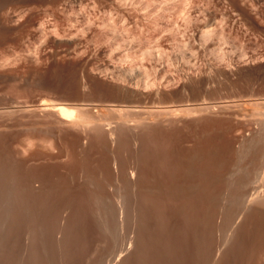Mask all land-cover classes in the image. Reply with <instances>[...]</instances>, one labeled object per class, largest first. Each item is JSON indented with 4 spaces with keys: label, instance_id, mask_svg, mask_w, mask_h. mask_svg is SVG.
Segmentation results:
<instances>
[{
    "label": "rangeland",
    "instance_id": "obj_1",
    "mask_svg": "<svg viewBox=\"0 0 264 264\" xmlns=\"http://www.w3.org/2000/svg\"><path fill=\"white\" fill-rule=\"evenodd\" d=\"M192 1L194 2L190 1L186 5L188 10L186 9V11L180 12L177 11L175 7H180L181 5H184V3L181 0H0V177H1L0 189H3V186H4L3 190L7 188L6 191L3 190L0 191V210H1L0 213L2 212L0 214V218H2L1 217L2 214H4L7 209L11 208L9 210L10 214L8 213L7 210V212L5 213L6 215L5 214L3 215L4 216L3 219H0V222L3 221V223H0L2 225V228L0 225V237H1L0 240L2 241L0 243L2 247L0 248H3L0 249V256L2 254H5L6 249L8 248V247L6 248V246L10 247L7 249L8 253L6 252L4 258L3 256L0 257V262L2 264L3 262L4 264H13L14 261H15L14 264H20L24 261L30 264L31 260L37 263L38 261L36 260H38L40 257H41V261H39L38 264L39 263L46 264L48 261H49L48 264L49 263L63 264L66 263V260L67 263H70V260H72L73 258L74 259L72 260V262L74 261V264H76L75 261L77 262L79 261L78 264L79 263L81 264L83 262L84 264L85 263L88 264L87 262L91 264V261L94 260H95L94 262L98 261L97 264H100L101 262H102L101 264H107V262L104 263L103 260L105 261L113 260L116 256L114 251H116V249L120 247L121 249H124L126 247L127 251L125 249L123 251L125 254L123 252L122 254H124V257L126 256L127 260L131 259L128 260V262L130 263L132 261L135 262L136 259L132 260L131 257L134 256L133 257L134 259L135 256L136 257L138 256L136 253L139 254V250H138L139 247H141L142 249L143 239L138 236L139 239L141 238L140 240L142 241L139 242L137 241L139 240L137 239V237H136L137 240L133 238L134 234H135L134 237L137 236V233L141 234V231L139 232L137 231L139 230L138 227L140 226L141 221L137 223L138 220L137 221L135 220L136 218L135 215L136 214L138 215L139 211L138 213H136L137 212L136 210L133 213L132 211L134 210L131 208L138 209L139 205L142 204L144 205L143 207H146L147 203L143 202L141 204L140 203L138 204V201H136V199L139 200L140 202L142 197L138 199V196L133 192L134 190L131 193L132 194L131 197V194L128 192L129 190L128 185L126 184L122 185L123 186L122 189L117 187L118 186L117 182L116 185L114 184V186L116 187L115 190L111 189L112 188L111 186H113L111 184L109 185L110 187L106 186V188H104L106 182L105 180H103L105 179L102 177L104 171L100 165L102 164L101 158L104 159V157L106 156V160H107V158L111 157L110 158L111 161L110 159H108V162H111L109 166H111L113 170L115 169L116 172H118V170L121 171L120 169H122L123 166L125 167V162L122 161H124V159L126 158L125 159L126 163L131 162V163H127L131 165L128 167L126 166L127 168L131 167V169L134 170L136 168V172H138L140 168L139 170L137 168L142 166L143 168L141 169H144L143 171H145L146 170L145 168H147L146 165L148 164L145 163V168H144L143 159L142 161H140V159L145 156L144 152H146V155L148 154V152L150 153V151L153 150L151 146L154 147L155 145V143L154 145L152 143L154 142L153 141L154 139L152 138V134H150L152 128L159 129L160 127L159 132L161 131V128H163V126H165L162 130L163 132L165 131L164 129H169L168 132H170V129H172L173 127H175L173 130L175 129L179 130L180 128L182 129V131L187 130L188 132H190V130L191 131L193 130L192 132H194V130L196 131V128L198 131V129L200 130V127L201 128L204 127L202 133L205 134L206 137L207 136L215 137L214 149L216 151L215 155L220 159L219 162H222L223 158L228 155V162L227 164H225V167L222 166L223 165L222 163H218V165L216 166L218 172H220L221 168H223L222 169L223 171L219 174L222 175V177L224 178V190L222 191L221 198L223 197L225 199L222 198L223 200L221 199V201H223L225 205L228 204L225 206L223 202H221L225 206V207L223 206L224 208H227V206H229L230 203L229 200H232L231 197H233L232 196L233 189L236 186H238V184L241 182L252 181L255 178V173L264 168V12L262 13L261 16L258 15L257 13H254V10L253 11L251 10L250 13L248 14L249 16L247 15L248 21L246 22H241L238 20L228 22L227 19L223 17V20L221 21L224 26L225 34L224 35L214 34V39L204 41L199 36V31H198L200 25L203 24L201 23L203 22L202 17H199L201 15L200 12L201 9L204 10V8L206 7L205 10H207L210 8L209 10L210 13L212 14L216 13L215 16L220 17L223 9L228 8V4L224 0H210V1L192 0ZM198 1H200L201 3ZM207 3L209 6L208 8H207ZM200 4L202 5V7ZM215 5L217 9H215L214 7ZM213 9L215 10V12ZM191 14L196 16L192 18L191 16L193 15ZM197 16L201 19H199ZM44 102L45 104L47 102V104H49L51 107L52 105H54V103H69L77 106V112L74 116L67 119L59 115L52 108L48 107L47 104L42 106V103ZM72 120L76 121L77 124L71 123ZM153 120L156 121L154 122ZM174 121L178 123L176 124V122ZM185 122L186 124L188 122V125H186ZM144 125L145 126L148 125V126L145 127ZM187 131L185 133H188ZM145 132L146 133L148 132L151 136H149L148 133L147 135ZM198 132L200 133V131ZM130 133L132 135H130ZM138 133L140 137H138L139 136ZM140 133L143 135H141ZM144 136L151 137L152 139L146 138ZM72 137H74L75 139L73 138L74 139L73 140ZM131 137H133L134 139L133 138L132 140L129 139ZM70 139L72 142L70 141ZM149 140L152 141L151 142L152 145L151 143H149L150 142ZM74 141L77 146L73 144ZM130 141H132V143ZM141 141H143L144 143L142 144ZM81 142H83V144ZM224 143H229V147L231 148V152H229L226 155L222 153V148ZM70 145L71 146L73 145V147H71ZM101 146L103 147L105 146V147L103 148ZM127 146H130L128 147L129 149L126 148ZM155 146H157V144ZM163 146H165L164 148H166L165 143ZM70 147L71 149H69ZM144 147L145 148L147 147L146 151ZM157 147L159 148V146ZM157 147H155L154 150L158 149ZM79 148L81 149L79 150ZM133 148L135 150H133ZM75 149L76 151H74ZM130 149L133 152L130 151ZM141 149L144 152L142 151L139 152V150ZM65 150L67 152H70L71 150L73 151L67 154ZM59 151L60 154H58ZM105 151H107L106 154L104 153ZM121 151L123 154L121 153ZM135 151L136 153H134ZM79 152L81 153V155H78L80 154ZM115 152H117L118 154H116ZM129 152H131V154L133 153L132 157ZM83 153L85 156L83 155ZM137 153L138 154L140 153V155H137ZM35 154H37V156H35ZM46 154L47 156L48 154L50 156L47 157ZM69 154L73 156V159L76 154L75 156L76 161L75 159L74 161L73 159L71 161L70 157L68 156ZM86 154L90 155L91 158L93 157L91 165L95 163L101 167V168L98 167L99 168L98 171L97 169H92L91 165H90L91 167L89 165L84 166V164L87 165L91 161L90 156L88 157V155ZM125 154L127 156H125ZM150 154L152 156V151ZM154 154L155 157L157 158L160 157L156 155V150L153 153V155ZM52 155L54 158L52 157ZM32 156H33V161H32ZM135 156L136 158L140 157L138 158L139 161L138 159L135 158ZM28 157L31 158V160ZM43 157L46 158L44 159ZM118 157L120 158L122 157L121 161L120 158L118 159ZM78 158L80 162L82 161V163L77 161ZM161 158L162 157H160V159ZM20 159H22V161H20ZM67 159L71 161L72 165L70 162L67 161ZM99 159L101 162L100 165L98 163ZM156 160L158 161V159ZM46 162H48L49 164H47ZM67 162L69 165H67ZM75 162L77 163L74 164ZM119 162H122L121 163L122 167L120 169H117L118 164L119 167L121 166ZM139 162H142L143 165H139ZM34 163L35 164L40 163V164L39 165L36 164L35 166ZM59 163L64 164V166L66 167L64 168L63 165L59 166L60 165ZM54 164H56L57 166H55ZM134 165L136 166L135 168ZM42 166H44L45 168L48 167L49 169L47 168L45 171V168L43 167L42 169ZM83 166L85 168H83ZM37 167H40L38 168L40 170H38ZM59 167L60 169H56ZM67 167L70 169L76 167L78 171L76 168L74 171L68 169ZM81 168H83V170L87 169L88 170L87 173H92L90 175L93 176L90 177V175H87L85 173V171L87 170L82 171ZM20 169H22L23 171H21ZM100 169H102L103 172L102 175L98 177V175L101 174ZM42 170L44 171L42 172ZM67 170L70 172H67ZM83 172L86 174V177L88 176L89 178L87 177L86 179ZM30 173L33 174L36 173L35 174L36 177L32 174L30 175ZM57 173H59L60 176L62 173H64L63 174L64 177L65 175H67V177L71 178L69 179L66 177V179H68L70 182L69 184L66 181V179L63 180L67 182V185H65L66 187L72 184L71 181L73 182L75 178H76L74 180L75 186H76V182L78 184H81V182L84 183L90 180V182H88L90 184L91 181L93 180L91 183L92 185H87L88 183L83 184L86 185L87 188L85 187L83 188L82 186L83 189L87 190L84 191L87 192L88 194L90 192L89 189L91 190L90 193L93 192V194H91V199L89 196L90 194L88 195L87 193L84 194L85 196L87 195L89 196V197L87 196L88 201L87 199L83 198L84 194L81 195L82 197H80L78 193L77 195L75 194V192L73 194V196L75 195V197L78 196L77 199H74L76 201L73 202V205H77L76 203L77 201L78 203L80 201L83 202V200H80V198L84 199L85 202V204L83 203L84 206L87 204L86 201L91 202L89 200H92L93 198L94 199L92 200V202L94 200L95 201L93 203L92 202L88 203V205L98 202L97 205L96 204L93 205V208H91V206L89 205L88 207L89 210H84V211H90V209L93 210V212L92 211L89 212V215L91 216L93 213L97 222L98 219L103 218L102 221L101 220L99 221L100 223L102 222V225L98 222L101 227L96 224L93 215H92L93 218H91V220L90 218H88L89 219L88 221L90 222L95 221V223L93 222V224L97 225L98 227L95 229L91 227L93 230L92 229L90 230L89 228L91 234L89 233L87 234V232L86 233L82 232L80 237L79 234L80 232L78 233L77 231L76 233L73 232L74 233L73 235L72 232H69L70 230L74 231V228H76V227L73 228V225L76 224L78 225L80 223L84 225V223L82 222L87 221V219H82V218H84L85 216H86L85 218H87V216L89 215L88 213L83 212L84 209L83 205H82L83 207L82 212L84 214L86 213L87 215L85 214L84 216V214L82 213V215L84 216L82 217L80 214H78L81 211L80 203L77 205L78 206L77 214L80 215V217H82L81 219L83 221H81L79 216H76L77 214L76 215L74 214L76 217H73V213H74L73 211L76 208L75 209L72 208L71 210L73 211H70L69 207H67V210L61 207V205L64 203L62 202V200L60 201L59 199L61 198L60 196H62L60 193L64 191L62 188L64 185L63 186H61L62 184L56 185L57 183L58 184L62 183L61 180H59L60 176L58 175L57 177ZM81 173H83V176ZM2 175H4V177ZM47 175L49 176L48 178ZM53 176L57 177L56 180L55 178H53ZM103 176L106 177L105 175ZM28 177H30V179H32L33 182L30 181ZM100 177L103 178L101 179L105 182L104 184H100L102 182V180L98 179ZM23 178L26 179L24 180ZM49 178L51 182L54 184V186L55 187L57 186L55 188L52 185L53 188L57 190V191H54L55 189L53 190V192L58 193L57 198L53 197L51 199L50 195H48L50 193H53L51 189L50 190H48L49 188L47 189V186L50 184ZM9 179H11L12 181ZM52 179L55 180V183L53 182L54 180L52 181ZM20 180H22V182ZM35 180L37 183L35 182ZM98 180H100V183L97 182ZM7 181H11L10 182L11 184ZM42 181H47V182H42ZM79 181L81 182L79 183ZM95 181L96 183H94ZM5 182L10 185H7ZM27 183L29 185H27ZM74 183L71 186H73ZM39 184L42 186L39 187ZM43 184L46 189L43 187ZM124 185H126L127 191L124 189L125 187ZM25 186L26 189L28 188L29 192L24 190ZM58 186H60L62 190L58 191L59 188ZM94 186H97L98 188L102 187L104 190L105 189L108 190H106L105 192L103 191V189H101L102 190L101 192L100 188L98 189L96 187V189H98L96 190ZM13 187H16V190L15 188L13 189ZM42 187L44 188L43 193L41 189ZM66 187L64 189H66ZM34 188L39 192H35ZM109 188L110 190H112L111 192L109 191ZM117 188L120 189L118 190V192H121V190L123 192L124 190L125 192H127L125 194L117 193L120 196L121 194L125 195L126 200L128 199L127 200L128 202L126 200L125 203L123 202L124 204H122V208L123 205L125 206L127 204L128 206V204L130 203L129 200L131 198L133 200L132 201L130 200L131 204L129 205H131L132 207L128 206L126 208L127 210L128 208L131 209V211H129L130 209L128 210L129 213L125 212L126 211V209H124L125 207L123 208L125 211H122L121 213L117 208H116L117 210L114 209L115 212L117 211V213H119V216H117V213L115 214L114 212L115 217L117 218L112 222L114 217L108 218L107 215L105 216L102 215L104 214L103 211L105 212V214H107L109 202L112 203L110 204V207L111 205H113L114 208L118 207L117 206L118 204H116L118 202L117 201L115 202V200L117 199L114 200V198H112L115 196L107 197V194L110 193H112L111 195H114L113 191H115V195H117L116 194ZM11 190L13 192H11ZM14 191L17 192V194ZM67 191L68 189H66L65 192ZM7 192L8 194H6ZM65 192L62 193L64 194V196L62 197H64V200L65 199L67 200L68 198L66 197L68 196L65 195L67 194ZM94 192L97 193V195L99 194L98 197L101 194H102L101 196H103V194H106V196L104 195L105 198L99 197L100 198L99 199L97 196L93 197ZM32 193H34V195ZM27 194L29 197L27 196ZM7 195H9V197ZM23 195L26 197V199L30 198V201L26 200ZM36 195L38 196L36 197ZM47 195L49 196V199H51V201L54 199L56 200L58 199L57 204H55L56 200H54V205L56 207L57 206L60 207V209L58 207L56 208L54 205H51L52 202L50 200L49 202L48 201L47 202L51 205L52 208L50 209L48 208L49 204L47 202L44 205L45 202L43 201H46V199H48V198L45 199L44 196ZM55 195L56 194H54L53 196ZM68 195L70 194L68 193ZM16 197L17 199L19 198V200H22V198L24 197L23 199L26 202L22 200L24 201L23 203L22 201L17 200ZM106 197L108 198L109 201L107 200ZM36 198H40L41 201L40 199H36ZM115 198L121 200V203L124 199L123 197L122 199H120V197L118 196ZM34 199L35 201H33ZM11 201H12V205H11ZM39 201L40 204L38 203ZM100 201L102 202L100 203ZM142 201L143 199L141 200V202ZM27 202L29 204L33 202H37V204L33 203L32 206L26 204ZM107 202L108 205H105L107 204ZM113 202L115 203V205L113 204ZM133 202H135V204ZM66 203H68V201ZM103 203L105 206L103 205ZM22 204L23 207L24 205H26L24 209L23 207H21ZM5 205L7 207L9 205V207L6 208ZM13 205L16 206L18 209L17 208L15 209ZM36 205L41 207L37 208ZM29 207L31 208L29 209ZM230 207L231 205L228 208ZM25 208L28 209V212ZM32 208L33 209L35 208L34 212L37 215L35 216L37 217V219L35 217L34 218L32 217L33 216L32 213L33 211L31 210ZM55 208L56 210H54ZM88 208L85 207V209ZM95 208L96 211L94 210ZM106 208L107 210H104ZM45 209L46 210L48 209L46 212L48 211L49 212L46 213ZM101 209L103 210L101 211ZM21 210L24 211L22 212ZM41 211L44 213H41ZM56 211H57V216L55 215ZM94 211L96 212V215L94 214ZM97 211L98 213L101 212L100 213L101 215L98 214ZM14 212H16V214H14ZM21 212L24 214H22ZM38 212L41 213L42 215L39 214ZM108 212H111V210H109ZM123 212H125L127 215H125ZM7 213L9 215H7ZM28 213H30L31 215ZM49 213L51 214L50 216H53V218L47 215ZM71 213L72 216L70 215ZM60 214H62L63 216ZM128 214L129 216H131V218L128 217ZM26 215L28 216L25 218ZM38 215L40 216L41 219L39 218ZM44 215L49 216V219L48 217H46L47 218L46 219ZM67 215L68 218L70 217L69 220L70 221L72 220V222L69 223L74 222L73 225L70 224L72 227H69L70 226L69 224H68L69 226L65 224L68 223L69 221L68 218H66L68 221L66 220L65 222L64 216L67 217ZM132 215L135 218L132 217ZM54 216L55 218L56 217L57 218L60 217V218L59 219L56 218L57 220L55 221ZM99 216H101V218ZM106 216L108 219L113 218L110 219L111 223L109 220H107V218L105 219ZM126 216L129 218V220L131 219L132 221L131 222L127 221L128 219L125 218ZM71 217L73 218L71 219ZM77 217L80 220L76 219ZM119 217L122 219L118 220L120 219ZM4 219L8 221H5ZM17 219L19 220L18 222L16 221ZM223 219L220 220H222V222L224 223V221L226 219L228 220L229 218L225 217L224 221ZM22 220L27 224H25ZM75 220L81 222L78 221L75 222ZM122 220H124V222ZM227 220L225 222H227ZM19 222L20 223L22 222V224H20ZM51 222L54 223L57 222L58 224L55 223L57 225L53 226ZM90 222L86 223L85 226L90 224ZM107 222L110 226L109 228L111 229L112 227V230L108 229V227H105L108 226ZM125 222H126L125 225L126 227L124 226ZM10 223L12 224V226ZM129 223H134V224H132L133 225L132 226L131 224L129 225ZM6 224L9 225L7 226ZM14 224L16 225L19 224V227L17 228V226L15 225L16 227L15 228ZM23 224L27 225L25 229H24L25 225L22 226ZM34 224H36L37 227L38 226L40 227L37 228L36 225ZM44 224L46 225L45 229H44L45 227ZM81 224L78 226H81ZM93 224L91 223V226ZM104 224L106 225L104 226ZM228 224H230V222H228L227 224L225 223V225ZM28 225H30L31 228ZM117 225L119 226L117 227ZM67 226L68 228L65 229L63 228ZM136 226L138 229L136 228ZM230 226L231 227H229V229L228 227H226L228 230L225 229L224 233L222 231L223 235L227 232L226 235L224 236L221 234V232L218 235L220 230L219 231L216 230L217 232L213 230L212 233L216 242L214 244V238L212 240V236H211L210 237L211 240L209 238V241H212L213 244H211L210 242L209 243L211 244L212 247L214 246L213 247L214 249L216 248V249H220V251L222 250L221 252H219L218 257L223 258L228 256V258L230 259L231 256L232 258L231 262L233 261L237 262L238 260H235L236 257H234V252L231 250H234L233 248H235L236 246L235 244L237 243L236 241H238V236L242 232L243 233L247 232V230H249L250 228H248V225L245 222L243 223V218H240L234 223L231 222ZM48 227L52 229L51 231H53V233L49 231L50 229H48ZM52 227L55 228L56 231H54ZM115 227L118 229V231L116 230ZM124 227L125 229L128 227L129 230L131 227L132 229V231H130L131 233L128 231L131 237H129V234L126 231L128 229L124 230ZM132 227L135 229H133ZM35 228H37V230ZM40 228L41 230H39ZM69 228H73V229L67 230L66 232L65 230ZM105 228L107 229L105 230ZM29 229L31 230V232ZM43 229L46 233L48 229L47 235L46 233L45 234L40 233L41 231L43 232ZM100 229L102 230L101 232L103 234L100 232ZM113 229L116 235L114 234V232H112ZM120 229L122 232L120 231ZM21 230L25 232L24 233L25 235H22L23 232ZM27 230H29L30 233L27 232ZM104 230L105 232H103ZM134 230H136L137 232H135ZM17 231L19 234H16ZM20 231L22 233H20ZM64 231L66 233L69 232L68 234H66L67 236L64 234ZM107 231L110 234H112L111 235L112 237L108 236L109 233ZM249 231L248 233H250ZM132 232L135 233L133 234ZM5 233H7L8 235ZM49 233L51 236L49 235ZM62 233L64 236L62 235ZM104 233L106 235H104ZM118 233H120L121 235L120 237L117 236ZM3 234L5 236H3ZM10 234L12 235L11 237ZM75 234H77V236ZM83 235L84 237H82ZM91 235L92 236L94 235L93 236L94 238ZM221 235L223 238L224 237L225 238L224 239H222V237L220 238ZM52 236L54 238H52ZM65 236L69 237V239H67ZM90 236L92 237V239H89L91 238ZM98 236L101 237L99 238ZM107 236L109 238H107ZM75 237L79 238L77 239L79 240L78 242L75 239ZM95 237L98 240H96ZM125 237L126 238L129 237V239L127 238L128 241L125 239ZM48 238L49 240L51 239L52 241L51 240H50L51 242L49 240L46 241ZM58 238L61 241L60 243ZM64 238H66L67 240H65ZM101 238H103L104 240ZM113 238L114 240L119 238L121 240L120 241L121 243L119 242V239L114 241ZM122 238L124 240H122ZM216 238L219 239L217 240ZM4 239L5 240L7 239L6 243H4L5 242ZM111 239L113 241H110ZM220 239L222 240L223 244L219 242L218 245V241ZM28 240L31 243L28 242ZM64 240H65V244L63 245ZM70 240L71 241L73 240L75 242L72 241L73 244L71 245L72 242H70ZM90 240H92L93 242ZM105 240H108L109 242L113 243L114 247L112 244H111L112 246L109 245V242ZM10 241L13 242V244L15 243L16 244L12 245ZM44 241L45 244L47 245L43 243ZM55 241L57 243H55ZM66 241L68 243L67 246L69 249L67 247L66 249L64 248V246H66L67 244ZM126 241L130 244H127ZM234 241L236 243H234ZM41 242L44 245H41L42 244ZM47 242H49L50 244ZM80 242L84 243L85 247L84 245H80L82 244ZM100 242L103 243L105 242V244ZM25 243L27 244V246L25 245ZM51 243L55 244V246H53ZM58 243L61 244V246ZM77 243L79 245H77ZM85 243L86 244L88 243L87 246ZM124 243H126L127 245H124ZM75 244L77 245V248L79 247L78 249L76 248ZM89 244L90 246H88ZM134 244H136L137 247L139 246L138 248L136 247L138 250V252L136 253L135 251L134 252L132 251L133 248L135 247ZM69 245L73 246L75 250H72V247H70ZM108 245L112 250L109 248ZM117 245L120 246L117 247ZM25 246L27 249H30L32 247L33 253L31 252V249L27 250ZM80 246H82L83 248ZM218 246H222V247L218 248ZM20 247L24 249H21ZM36 248L37 250L35 251L34 249ZM55 248L57 251L56 250L54 251ZM114 248L116 249L114 250ZM145 248H148V246L145 245ZM109 249L110 251H108ZM121 249H118L116 252L120 251ZM14 250L16 251L14 252ZM47 250L48 253L46 252ZM65 250H68V252H65ZM69 251L70 253L75 255L73 256L72 254H70L69 256L68 254ZM73 251L75 252L73 253ZM103 251H105V253ZM10 252L11 253L13 252V256H11V258L10 255L12 254ZM29 252H31V255L33 257L35 256L36 259L35 257L33 258ZM36 252H38L39 254ZM76 252L79 255H77ZM88 252L89 253L91 252L90 254L92 256H90ZM101 252L103 253L102 255ZM108 252H109V256L110 257L112 256V259L108 260V258H110L108 256ZM34 253L36 254L33 255ZM129 253L131 254V257L129 256L130 258L127 257L128 255H130ZM83 254L85 255L87 254V256H90L89 259L92 258L91 261H88L89 260L88 257L84 256ZM104 254L107 255L108 257L107 256L105 257ZM246 255L248 256L250 255V253L247 254L246 252ZM12 257L15 258L16 260L14 259L13 261ZM48 257L49 260L46 261ZM85 257L87 259L82 261ZM99 257L102 258L98 259ZM124 257L122 256L119 258L121 259V261H123L122 264H127L126 258H125L126 261L123 259ZM1 258L3 259V261H1ZM19 258L20 260L22 259L21 262L19 261ZM64 258L66 260H63ZM119 258L117 259V262L116 260L114 262L109 261L108 264L109 263L121 264ZM51 259L53 260V262H50ZM138 259L139 257H137V260ZM213 259H217V258H213ZM224 259L222 260L225 261ZM229 259H228V263L226 264H231ZM10 260L12 262H10ZM17 261H19L20 263L19 262L16 263ZM32 261L31 264H35ZM216 261H218V259ZM213 263L216 262L212 260V264ZM242 263L244 262H241V264ZM22 264H26V263H22ZM245 264H247V262Z\"/></svg>",
    "mask_w": 264,
    "mask_h": 264
},
{
    "label": "bare ground",
    "instance_id": "obj_2",
    "mask_svg": "<svg viewBox=\"0 0 264 264\" xmlns=\"http://www.w3.org/2000/svg\"><path fill=\"white\" fill-rule=\"evenodd\" d=\"M183 3H184V5H181L180 7H175V9L177 10V11H180V12H183V11H186V9H187V4L191 1V2H194V1H192V0H181ZM204 1V0H203ZM208 1H210V0H208ZM224 1H226L227 2V4H228V8H224L223 9V11H222V13H221V16L220 17H217V16H215V14H212V13H210L209 12V10H210V8L209 9H207V10H205V8H204V10H202L201 9V7H202V5H201V7H200V9H201V15L199 16V17H202V20H203V22H201V23H203V24H201L200 25V27H199V36L204 40V41H208V40H210V39H214V34H217V35H224L225 34V30H224V26H223V23H222V21L221 20H223V17L225 18V19H227V21L229 22V21H235V20H238V21H241V22H246V21H248V14L250 13V11L252 10H254V13H257L258 15H261L262 16V13L264 12V0H224ZM198 2H200V1H198ZM225 2V3H226ZM201 3V2H200ZM205 3H206V1H205ZM210 3V2H209ZM203 4V3H202ZM224 4V3H223ZM199 5V4H198ZM205 5V4H204ZM160 6V5H159ZM218 6V5H217ZM164 7V6H163ZM162 7V8H163ZM195 7V6H194ZM199 7V6H198ZM209 6H208V3H207V8H208ZM215 7V9H217L216 8V5L214 6ZM189 8V7H188ZM199 9V8H198ZM198 9H196V10H198ZM173 10V9H172ZM188 10V9H187ZM212 10V9H211ZM214 10V9H213ZM164 11V10H163ZM165 11H166V9H165ZM169 11V10H168ZM193 11V10H192ZM191 11V12H192ZM188 12V11H187ZM190 12V13H191ZM194 12H195V10H194ZM194 12H193V14H194ZM198 12V11H197ZM214 12H215V10H214ZM213 12V13H214ZM199 13V12H198ZM193 14H191V15H193ZM196 14V13H195ZM167 15V14H166ZM190 15V16H191ZM218 15V14H217ZM248 15V16H247ZM172 16V15H171ZM171 16H169V17H171ZM196 16V15H195ZM194 15L193 16H191L192 18H194L195 17ZM198 17V16H197ZM198 17V18H199ZM197 18V19H198ZM199 19H201V18H199ZM190 20V19H189ZM195 20V19H194ZM197 21V20H196ZM200 21V20H199ZM191 22V21H190ZM161 23V22H160ZM170 23H172V22H170ZM169 27V26H168ZM133 76V75H132ZM132 76H131V78H132ZM137 85V84H136ZM134 87V86H133ZM138 87V86H137ZM46 104H47V102H46ZM45 104V102L44 103H42V106L43 105H46ZM48 105V107H50V108H52L53 110H55L59 115H61L62 117H64V118H67V119H69L70 117H72V116H74L75 114H76V112H77V106H75V105H72V104H69V103H54V105H52V107L49 105V104H47ZM47 107V106H46ZM153 115V114H152ZM153 117V116H152ZM128 121V120H127ZM144 121V120H143ZM149 121V120H148ZM151 121V120H150ZM154 121V120H153ZM156 121V120H155ZM154 121V122H155ZM159 121V120H158ZM163 121V120H162ZM166 121V120H165ZM168 121V120H167ZM142 122V121H141ZM174 122H176V121H174ZM71 123H73V124H77V122L76 121H71ZM148 123V122H147ZM164 123V122H163ZM170 123V122H169ZM178 122H176V124H177ZM142 124V123H141ZM151 124V123H150ZM185 124H186V122H185ZM159 125V124H158ZM175 125V124H174ZM186 125H188V122H187V124ZM185 125V126H186ZM190 125H191V123H190ZM145 126V125H144ZM148 126V125H147ZM147 126H145V127H147ZM151 126V125H150ZM149 126V127H150ZM160 126V125H159ZM163 126V125H162ZM179 126V125H178ZM181 126V125H180ZM154 127H156V126H154ZM165 126H163V128H164ZM169 127H172V126H169ZM183 127H184V125H183ZM163 128H161V131L163 130ZM175 127H173L172 129H170V132H168V130L169 129H164L165 131L163 132H159V130H160V127H159V129L158 128H152V130H151V133L150 134H152V138L154 139L153 141L154 142H152V141H148L149 143H153V145H154V143H155V145L157 144V146H159V148L157 147V146H155L154 145V147L153 146H151L152 147V149L153 150H151V148H150V150L152 151V156H151V151H150V153L148 152V150H147V152H148V154H150V155H146V152H144V151H142V149L141 150H139V152L140 151H142V152H144L145 154V156L143 157V158H141L140 159V161H142V159H143V164H144V168H145V163H147L148 165H146V167L147 168H145L146 170L145 171H143L144 169H141V168H143L142 166L141 167H138L137 169L139 170V168H140V170L138 171V172H136V166L134 165V168H135V170L134 169H131V167H129V168H127L128 166H131V165H129V164H127V163H131V162H127L126 163V161H125V159H124V161H122V162H125V167L123 166V168L122 169H120L121 167H122V162H119L120 164H121V166L119 167V164H118V167H117V169H120L121 171H119L118 170V172H116V170L114 171L112 168H111V166H109L110 165V163L111 162H108V159H110V158H107V160H106V156H105V154H106V152L108 151L107 149V151H105L104 153V159L103 158H101V162H102V164H101V162H100V159H99V165L103 168V171L105 172H103L102 171V169H100L101 170V174L100 175H98V177L99 176H101L102 175V172H103V175H105L106 177H107V179H106V177H104L103 175H102V177L103 178H105V179H103L102 177H100V178H98V179H100V180H105V182H106V184L104 185L105 187L104 188H106V186H108V187H110L109 185L111 184V185H113L114 186V184L116 185V182H117V184H118V186L117 187H119V188H121L122 189V185L123 184H126V185H128V188H129V190H128V192L131 194L132 193V191L138 196V199L140 198V197H142V199H143V201L141 202V200H140V202H139V200H137L136 199V201H138V204L140 203H147V206L146 207H143L144 205L142 204V205H139V208L137 209H135V208H131V209H133L134 211H132L133 213L137 210V212L136 213H138V211H139V214L137 215L136 213V218L132 215V217H134L135 218V220L137 221V223H139V221H141L140 222V226H141V229H140V226L138 227L139 228V230H137L138 228H137V226H136V230L139 232V231H141V234L140 233H137V236H135L134 237V233L135 232H137L136 230H134L135 232H132L133 234V238L135 239V240H137V239H139V237H141L143 240V242L139 239V240H137V241H141L143 244H142V249H141V247H137V241H136V244H134L135 245V247L134 248H138V250H139V254L138 253H136V252H138V250H137V248L136 249H134L133 248V252L135 251V253L138 255L137 257H139V259L137 260V257L135 256V258L133 259V257H131V254L130 255H128L127 257L128 258H132V260H135V262L134 261H132L131 263L130 262H128V260H131V259H128L127 260V258H126V256L124 257V250L126 249V247L125 246H123V247H125L124 249H121V247L120 248H114V250L116 249V251L118 250V249H121L120 251H118V252H116V251H114L115 252V255H113V256H115V258L113 259V260H109V259H112V256L110 257L109 256V252H108V256L110 257V258H108V260L110 261V262H114L115 260H116V262H117V259L119 258V257H124L123 259L125 260V258H126V260H127V264L128 263H130V264H212V260H214V262H216L217 264H226V263H228V256H226V257H223V258H221V257H218L219 256V252H221L220 251V249H214L212 246H211V244H213L212 243V241H209V238L212 236V240H213V230L214 231H216V230H220L219 231V233H218V235L220 234V232H221V234L223 235V233H224V230L225 229H227L226 227H228V229H229V227H231L230 225H231V222H235V221H237V220H239L240 218H243V223L245 222L247 225H248V228H250L249 230H247V232H242L239 236H238V241H234V243H236L235 245V248H233L234 250H231V251H233L234 252V257H236V259L235 260H238L237 262L238 263H240L241 264V262H244V263H242V264H245L246 262H247V264H264V168L263 169H261L260 171H257L256 173H255V178L252 180V181H248V182H241V183H239L238 184V186H236L234 189H233V191H232V196L233 197H231V199L232 200H229V206L231 205V207L230 208H228L229 206H227V208H224L226 205H228V204H224V202L223 201H221V199L223 198H221V194H222V191L224 190V178L222 177V175H220L219 173H221L223 170V168H221V171L220 172H218V169H217V165H218V163H222L223 165V167H225V164H227V162H228V155L226 156V157H224L223 158V160H222V162H219L220 161V159L215 155V153H216V151H215V149H214V140H215V137H213V136H205V134H203L202 133V131H203V129H204V127H200V130L198 129V131H200V133L197 131V128H196V131L194 130V132H192L191 130H190V132H188L187 130V132L188 133H185L184 131H182V129H180L179 128V130H177V129H175V130H173ZM137 129V128H136ZM183 129H185V128H183ZM190 129V128H189ZM171 130H173V131H171ZM152 131H153V133H152ZM142 132V131H141ZM149 132V131H148ZM147 132V133H148ZM128 133V132H127ZM134 133V132H133ZM144 133V132H143ZM146 133V132H145ZM146 133V134H147ZM141 134V133H140ZM149 134V133H148ZM147 134V135H148ZM149 134V136H151ZM127 135V134H126ZM130 135H132L131 133H130ZM134 135V134H133ZM138 135H139V133H138ZM137 135V136H138ZM141 135H143V134H141ZM146 135V136H147ZM146 136H144V137H146ZM128 137V136H127ZM134 137V136H133ZM133 137H131V138H129V139H131L132 140V138ZM138 137H140V135L138 136ZM143 137V136H142ZM74 137H72V139H73ZM78 138H80V137H78ZM146 138H151V137H146ZM151 138V139H152ZM75 139V138H74ZM73 139V140H74ZM134 139V138H133ZM144 139V138H143ZM81 140V139H80ZM105 140V139H104ZM120 140V139H119ZM140 140H142V139H140ZM148 140V139H147ZM70 141H71V139H70ZM69 141V142H70ZM79 141V140H78ZM126 141H128V140H126ZM157 143H156V142ZM72 142V141H71ZM84 142V141H83ZM83 142H81L82 144H83ZM106 142V141H105ZM131 143H132V141H130ZM140 142V141H139ZM80 143V144H81ZM98 143V142H97ZM100 143V142H99ZM102 143V142H101ZM141 143L143 144L144 142L143 141H141ZM146 143V142H145ZM152 143H151V145H152ZM160 145H159V144ZM163 143V144H162ZM164 143H165V145H166V148H164L165 146H163L164 145ZM70 144V143H69ZM73 144H75V141H74V143ZM105 144V143H104ZM124 144H126V143H124ZM128 144V143H127ZM76 145V144H75ZM130 145V144H129ZM146 145H149V144H146ZM162 145V146H161ZM71 146V145H70ZM77 146V145H76ZM108 146V145H107ZM143 146H145V145H143ZM71 147H73V145L71 146ZM71 147L69 148V149H71ZM81 147H82V145H81ZM101 147H103V146H101ZM105 147V146H104ZM103 147V148H104ZM128 147H130V146H127L126 148H128ZM147 147H150V146H147ZM146 147V148H147ZM155 147H157L158 149H155L156 150V155L157 156H160V157H162L161 159H160V157L159 158H157V157H155V154L153 155V153L155 152V150H154V148ZM75 148V147H74ZM78 148V147H77ZM76 148V149H77ZM84 148V147H83ZM125 148V147H124ZM123 148V149H124ZM141 148V147H140ZM140 148H138V149H140ZM143 148V147H142ZM146 148L144 147V149H145V151H146ZM164 148V149H163ZM73 149V148H72ZM76 149L74 150V151H76ZM81 148H79V150H80ZM129 149V148H128ZM128 149H126V150H128ZM88 150V149H87ZM86 150V151H87ZM125 150V149H124ZM133 150H135L134 148H133ZM62 151H64V150H62ZM67 151H68V149H67ZM66 150H65V152L68 154V153H70L71 151H73V150H71L70 152H67ZM110 151V150H109ZM123 151V150H122ZM122 151H121V153H122ZM130 151H132L131 149H130ZM136 151H138V150H136ZM136 151L134 152V153H136ZM154 151V152H153ZM78 152V151H77ZM85 152V151H84ZM124 152V151H123ZM128 152V151H127ZM133 152V151H132ZM142 152H141V154H142ZM229 152H231V148L229 147V143H224L223 144V148H222V153H224L225 155L226 154H228ZM73 153V152H72ZM71 153V154H72ZM80 153V152H79ZM112 153V152H111ZM116 154H118L117 152H115ZM114 153V154H115ZM130 153V155H131V157H132V154H131V152H129ZM128 153V154H129ZM58 154H60V151H59V153ZM62 154V153H61ZM65 154V153H64ZM71 154H69L68 156L70 157V159H71V161H72V159H73V156L71 155ZM78 154V153H77ZM103 154V153H102ZM102 154H100V155H102ZM109 154V153H108ZM115 154V155H116ZM123 154V153H122ZM57 155V154H56ZM63 155V154H62ZM72 156V158H71V156ZM78 155H81V153L80 154H78ZM77 155V156H78ZM83 155H84V153H83ZM86 155H88V154H86ZM111 155V154H110ZM129 155V156H130ZM137 155H140V153L138 154L137 153ZM31 156V155H30ZM35 156H37V154H35ZM45 156V155H44ZM46 156H47V154H46ZM50 155L48 154V156L47 157H49ZM58 156V155H57ZM60 156V155H59ZM75 156H76V154H75ZM75 156H74V159H75ZM85 156V155H84ZM84 156H83V158H84ZM90 155H88V157H89ZM108 156V155H107ZM112 156V155H111ZM114 156V155H113ZM125 156H127L126 154H125ZM124 156V157H125ZM3 157V156H2ZM52 157H53V155H52ZM51 157V158H52ZM63 157V156H62ZM67 157V156H66ZM80 157V156H79ZM100 157H102V156H100ZM134 157V156H133ZM138 157V156H137ZM141 157H142V155H141ZM29 158V157H28ZM44 159L46 158V157H43ZM54 158V157H53ZM64 158V157H63ZM68 158V157H67ZM86 158V157H85ZM90 158H91V156H90ZM93 158V157H92ZM92 158H91V161H90V163L89 164H87V162H86V164L87 165H85L84 164V166H90L91 164H92ZM120 157H118V159H119ZM128 158V157H127ZM135 158H136V156H135ZM134 158V159H135ZM138 158H140V157H138ZM138 158H136V159H138ZM146 159V161H145V159ZM4 159H5V157H4ZM25 159V158H24ZM24 159H23V161H24ZM27 159V158H26ZM30 160H31V158H29ZM35 159V158H34ZM37 159V158H36ZM42 159V158H41ZM74 159H73V161H74ZM95 159H97V158H95ZM103 159V160H102ZM112 159H115V158H112ZM121 159H122V157L120 158V161H121ZM129 159V158H128ZM133 159V158H132ZM156 159H158V161L156 160ZM38 160H39V158H38ZM49 160H51V159H49ZM20 161H22V159H20ZM19 161V162H20ZM32 161H33V156H32ZM67 161L68 162H70L71 163V161H69V159H67ZM75 161H76V159H75ZM77 161L78 162H80L79 161V158L77 159ZM87 161H88V159H87ZM110 161H111V159H110ZM130 161H131V158H130ZM138 161H139V159H138ZM137 161V162H138ZM5 162H7V161H5ZM59 162V161H58ZM65 162V161H64ZM68 162H67V165H69L68 164ZM85 162V161H84ZM96 162V161H95ZM118 162V161H117ZM136 162V163H137ZM23 163V162H22ZM22 163H21V165H22ZM26 163V162H25ZM47 164H49L48 162H46ZM53 163H55V162H53ZM52 163V164H53ZM63 163V162H62ZM60 164L59 166H61V165H63L64 166V164ZM77 162H75L74 164H76ZM80 163H82V161L80 162ZM135 163V164H136ZM37 165H39L38 163H36ZM36 164L34 163V165L36 166ZM74 164H73V166H74ZM95 164V163H94ZM94 164L93 165H91L90 167L92 168V169H97V171H98V167H100V166H98L97 164H95V166H94ZM127 164V165H126ZM142 164V162H139V165H143ZM55 166H57L56 164H54ZM53 165V166H54ZM71 165H72V163H71ZM80 165V164H79ZM81 165H83V164H81ZM123 165H124V163H123ZM133 165V164H132ZM137 165V164H136ZM33 166V165H32ZM34 166V167H35ZM45 166V165H44ZM44 166H42V169H43V167ZM72 166V167H73ZM83 166V168H85ZM93 166H94V168H93ZM96 166H97V168H96ZM127 166V167H126ZM138 166V165H137ZM52 167V166H51ZM66 166H64V168H65ZM69 167H71V166H69ZM76 167H78V166H76ZM76 167H74L73 169H70V168H68V169H70V170H74L75 171V168ZM82 167V166H81ZM100 167V168H101ZM17 168H18V166H17ZM16 168V169H17ZM31 168H33V167H31ZM36 168V167H35ZM38 168H40V167H37V169ZM45 168V167H44ZM48 167H46L45 168V171H46V169H47ZM78 168H80V167H78ZM83 168H81V170L82 171H85V170H87V169H85V170H83ZM87 168H89V167H87ZM133 168V167H132ZM15 169V168H14ZM49 169V168H48ZM53 169H55V168H53ZM56 169H60V167L59 168H56ZM77 169V168H76ZM8 170V169H7ZM10 170H12V169H10ZM18 170V169H17ZM21 171H23L22 169H20ZM19 170V171H20ZM31 170V169H30ZM38 170H40V169H38ZM61 170H62V168H61ZM80 170V169H79ZM91 170V169H90ZM100 170H99V172H100ZM142 170V171H141ZM18 171V172H19ZM44 170H42V172H43ZM55 171V170H54ZM58 171V170H57ZM56 171V172H57ZM65 171H66V169H65ZM64 171V172H65ZM77 171H78V169H77ZM82 171H80V172H82ZM92 171V170H91ZM94 171V170H93ZM97 171H95V172H97ZM141 171V172H140ZM30 172V171H29ZM33 172V171H32ZM36 172V171H35ZM47 172H48V170H47ZM50 172V171H49ZM61 172V171H60ZM67 172H70V171H68L67 170ZM66 172V173H67ZM73 172V171H72ZM71 172V173H72ZM88 172V170L87 171H85V173L87 174V175H90V174H92V173H87ZM3 173H5V172H3ZM74 173V172H73ZM77 173V172H76ZM84 173V172H83ZM83 173H81L82 174V176H83ZM84 173V176H85V178L87 179V177H86V174ZM34 175L35 176V174L36 173H30V175ZM39 174H40V172H39ZM39 174H38V176H39ZM46 174V173H45ZM44 174V175H45ZM53 174H54V172H53ZM53 174H51V175H53ZM64 173H62L61 174V176H60V174L59 173H57V177H58V175L60 176V178L61 177H64V175H63ZM79 174V173H78ZM94 174V173H93ZM96 174V173H95ZM49 175V174H48ZM47 175V178L49 177ZM69 175V174H68ZM3 177H4V175H2ZM6 176V175H5ZM41 176V175H40ZM72 176V175H71ZM77 176H79V175H77ZM76 176V177H77ZM93 176V175H92ZM91 175H90V177H92ZM95 176H97V175H95ZM36 177V176H35ZM46 177V176H45ZM45 177H44V179H45ZM57 177H54L53 176V178H55V180H56V178ZM66 177H67V175H65V177L64 178H59V180H61V182L62 183H57L56 185H61V186H63L62 188H63V190L64 191H62V193H64L65 191H66V189H68V191L67 192H65V193H67V194H65V195H67L68 197H66V198H68L66 201L64 200V197H62V196H64V194H62V193H60L62 196H60L61 198L59 199L60 201L62 200V202L64 203V204H62L61 205V207L63 208V209H65V210H67V207H69V209H70V211H73V210H71L72 208L73 209H77V211H76V209L73 211L74 213H73V217H76V216H79V218L81 219L82 217H84L85 216V214L86 213H88V215H89V212H93V210H91L90 209V211H84V210H89V205H88V203H91L92 202V200L94 199H92V200H89V201H91V202H87L88 201V197L90 196V199H91V194H93V192L92 193H90L91 192V190L89 189V194L87 193V192H85L84 190H86V189H83L84 187L85 188H87L86 187V185H83L84 183H88V182H90V180L88 181V182H81V181H79V183L81 182V184H78L76 181V186H75V183H74V180L76 179H74V178H72V179H74L73 180V182L71 181V183L73 184L74 183V185L73 186H71L72 184H70V185H68L67 187L65 186V185H67V182H68V184L70 183L69 182V180L68 179H66ZM74 177H75V175H74ZM29 179H30V177H28ZM38 178V177H37ZM42 178V177H41ZM47 178H46V180H47ZM67 178H69V177H67ZM84 178V177H83ZM82 178V179H83ZM89 178V177H88ZM102 178V179H101ZM19 179V178H18ZM24 179V178H23ZM26 179V178H25ZM24 179V180H25ZM29 179H27V180H29ZM40 179V178H39ZM64 179H66V181H63ZM69 179H71V178H69ZM78 179V178H77ZM81 179V180H82ZM93 179V178H92ZM0 180H1V177H0ZM9 180H11V179H9ZM43 180V179H42ZM54 179H52V181H53ZM55 180L53 181L54 183H55ZM95 180V179H94ZM100 180H98L97 182H99L100 183ZM102 180V182L100 183V184H104L105 182ZM4 181V180H3ZM2 181V182H3ZM12 181V180H11ZM11 181H7V182H11ZM21 182H22V180H20ZM30 181H32V179H30ZM38 181V180H37ZM49 181H50V184L47 186V189L48 190H52V192H53V190L57 187H55L54 186V184L51 182V180H50V178H49ZM93 181V180H92ZM92 181H91V183H92ZM115 181V182H114ZM18 182V181H17ZM25 182V181H24ZM27 182V181H26ZM33 182V181H32ZM35 182H36V180H35ZM34 182V183H35ZM40 182H41V180H40ZM39 182V183H40ZM42 182H47V181H42ZM6 183V182H5ZM14 183V182H13ZM30 183V182H29ZM37 183V182H36ZM64 183V184H63ZM87 184V185H92V184ZM94 183H96V181L94 182ZM7 184V183H6ZM11 184V183H10ZM10 184H7V185H10ZM16 184V183H15ZM20 184V183H19ZM26 184V183H25ZM24 184V185H25ZM12 185H14V184H12ZM11 185V186H12ZM17 185H18V183H17ZM23 185V186H24ZM27 185H29L28 183H27ZM55 187V188H53V186ZM81 185V186H80ZM96 185V184H95ZM99 185V184H98ZM97 185V186H98ZM126 185H124L125 187H124V189L127 191V188H126ZM2 186H3V184H2ZM6 186V185H5ZM42 185H40L39 184V187H41ZM82 186H83V188H82ZM97 186H94L95 187V189H96V187ZM100 186V185H99ZM102 186V185H101ZM113 186H111L112 188L111 189H114L115 190V186H114V188H113ZM32 187V186H31ZM34 187V186H33ZM38 187V188H39ZM43 187H44V184H43ZM41 188L42 189V193H43V189L45 188ZM51 187V188H50ZM59 188H58V191H60V190H62L61 189V187L60 186H58ZM66 187V189H64ZM107 187V188H108ZM1 188V187H0ZM12 188V187H11ZM15 188V190H16V187H13V189ZM53 188V189H52ZM89 188H92V187H89ZM98 188V187H97ZM100 188V187H99ZM98 188V189H99ZM131 188H132V190H131ZM3 189H4V186H3ZM3 189H0V191L1 190H3ZM7 189V188H6ZM6 189L5 190H3V191H6ZM12 189V190H13ZM35 189V188H34ZM46 189V188H45ZM94 189V188H93ZM92 189V190H93ZM94 189V190H95ZM98 189H96V190H98ZM101 189H103L102 187L100 188V190ZM123 189V190H124ZM10 190V189H9ZM11 190V192H13ZM23 190V189H22ZM21 190V191H22ZM25 191H28L29 192V190H28V188L26 189V186H25V189H24ZM31 190V189H30ZM33 190V189H32ZM93 190V191H94ZM106 190H108V189H103V191H105L106 192ZM118 190H120V189H116V194L117 193H123V194H125V193H127V192H125V190H124V192L121 190V192H118ZM54 191H57L56 189L54 190ZM87 191V190H86ZM109 191L111 192L112 190H110V188H109ZM131 191V192H130ZM11 192H9V193H11ZM15 192V191H14ZM19 192V191H18ZM32 192V191H31ZM30 192V193H31ZM34 192V191H33ZM35 192H39V191H37L36 189H35ZM34 192V193H35ZM74 192H75V194L77 195V193H78V195H80V197H82L81 195H83L84 193H87L86 195L88 196H85V194L83 195V198L84 199H87V201H86V205L84 206L83 205V203L85 204V202H84V199H81L80 197V200H83V202H79L80 203V207H81V211H80V209H79V211H80V213H78V201L76 202L77 203V205H73V202L74 201H76V200H74V199H77V197L78 196H76L75 197V195L73 196V194H74ZM95 192H97V191H95ZM94 192V196L93 197H95V196H97L98 197V195H97V193H95ZM101 192H102V190H101ZM114 193V195H111L112 193H110V194H107V197H109V196H115V197H120V199H122V197L124 198L123 199V201H122V203H121V200H118V198H115V197H112V198H114V200L115 199H117V200H115V202L117 201L118 203H116V204H118L117 206L119 207H115L114 208V206L113 205H111V207H110V204H112V203H110L109 202V207H108V211L109 210H111V212H108L107 211V214H105V212L103 211V215L102 216H105V215H107L108 216V218L109 217H114V219L113 218H110V219H113L112 220V222L114 221V220H116V218L117 217H115V214L117 213V211L115 212V210L114 209H118L119 211H120V213L122 212V211H125L124 209H126L128 206H131V205H129V204H131V201L133 200L132 198L129 200V204H128V206H127V204L124 206L123 205V208H122V204H124L125 203V200H126V196L125 195H123V194H121V196L119 195V194H117V195H115V191H113ZM2 193V192H1ZM16 194H17V192H15ZM34 193H32L33 195H34ZM68 193L71 195H68ZM108 193V192H107ZM6 194H8V192L6 193ZM5 194V195H6ZM22 194H23V192H22ZM25 194V193H24ZM39 194V193H38ZM54 194H56L55 196H53ZM57 194L58 193H55V192H53V193H50V194H48V195H50V197H51V199L53 198V197H56L57 198ZM59 194V195H60ZM101 194V193H100ZM134 194V195H135ZM10 195H12V194H10ZM19 195V194H18ZM18 195H16V196H18ZM30 195V194H29ZM44 196L45 197V199L46 198H48V199H46V201H43V202H45L44 203V205L46 204V202L48 201L49 202V200L51 201V199H49V196ZM102 195V194H101ZM99 196V197H104L105 198V196H106V194H103V196ZM105 195V196H104ZM128 195V194H127ZM8 197H9V195H7ZM6 196V197H7ZM14 196V195H13ZM20 196V195H19ZM24 196V195H23ZM27 196H28V194H27ZM32 196V195H31ZM30 196V197H31ZM38 195H36V197H37ZM136 196V197H137ZM223 196V195H222ZM3 197H5V196H3ZM25 197V196H24ZM23 197V198H24ZM29 197V196H28ZM40 197V196H39ZM43 197V198H44ZM87 197V198H86ZM98 197V198H99ZM106 197V198H107ZM131 197H132V194H131ZM13 198V197H12ZM22 198V197H21ZM22 198V200H24ZM34 198V197H33ZM128 198V197H127ZM134 198V197H133ZM6 199V198H5ZM16 199H17V197H16ZM15 199V200H16ZM25 199H26V197H25ZM32 199V198H31ZM36 199H40V198H36ZM45 199H43V200H45ZM96 199V198H95ZM100 199V198H99ZM223 199H225V198H223ZM222 199V200H223ZM9 200V199H8ZM13 200V199H12ZM17 200H19V198L17 199ZM22 200H19V201H22ZM26 200H29L30 201V198L29 199H26ZM54 200H56V199H54ZM54 200H52L50 203H51V205H54ZM58 200V199H57ZM57 200L55 201V204H57ZM65 202H64V201ZM105 200V199H104ZM107 200H108V198H107ZM128 200V199H127ZM126 200V201H127ZM144 200H146V201H144ZM14 201V200H13ZM25 201V200H24ZM24 201H22L23 203H24ZM33 201H35V199L33 200ZM40 201H41V199H40ZM40 201L38 202L39 204H40ZM60 201H58V202H60ZM68 201V203H66ZM95 201V200H94ZM93 201V202H94ZM106 201V200H105ZM104 201V202H105ZM109 201V200H108ZM110 201H111V199H110ZM113 201V200H112ZM225 201V202H226ZM5 202V201H4ZM22 202H20V203H22ZM26 202V201H25ZM47 202V203H48ZM70 202H72V203H70ZM92 202V203H93ZM102 201H100V203H101ZM124 202V203H123ZM128 202V201H127ZM221 202H223V204L225 205H223ZM226 202V203H227ZM19 203V204H20ZM31 203V202H30ZM33 203H36L37 204V202H33ZM33 203H31V204H29L28 202L26 203V204H29V205H32L33 206ZM66 203V204H65ZM76 203H74V204H76ZM82 203V204H81ZM97 203L98 202H96V203H94V204H96L97 205ZM106 203V202H105ZM134 204H135V202H133ZM132 203V204H133ZM2 204H4V203H2ZM18 204V205H19ZM49 204V203H48ZM61 204V203H60ZM73 205V207H72V205ZM94 204H91L90 206H91V208H93V205ZM113 204L115 205V203L113 202ZM136 204H137V202H136ZM138 204H137V206H138ZM6 205H7V203H6ZM5 205V207L6 208H8L9 207V205H8V207ZM11 205H12V201H11ZM10 205V206H11ZM16 205V204H15ZM35 205V204H34ZM50 205V204H49ZM49 205H48V208L50 209V208H52L51 207V205H50V207H49ZM59 205V204H58ZM67 205V206H66ZM82 205L84 206V209H83V212H86L85 214L82 212ZM101 205V204H100ZM100 205H98V206H100ZM103 205H104V203H103ZM105 205H108V202H107V204H105ZM104 205V206H105ZM222 205V206H221ZM14 206V205H13ZM12 206V207H13ZM26 205H24V207H25ZM31 206V207H32ZM37 206V208H40L38 205H36ZM55 206V205H54ZM66 206V207H65ZM75 206H77V207H75ZM102 206V205H101ZM112 206H113V208H112ZM135 206V205H134ZM142 206V207H141ZM224 206V207H223ZM4 207V208H5ZM21 207H23V204H22V206ZM24 207H23V209H24ZM31 207H29V209L31 208ZM44 207V206H43ZM46 207H47V205H46ZM56 207V206H55ZM58 207V206H57ZM56 207V208H57ZM71 207V208H70ZM85 207H87L88 209H85ZM132 207V206H131ZM2 208V207H1ZM14 208L16 209L17 207L16 206H14ZM13 208V209H14ZM20 208V207H19ZM36 208V209H37ZM56 208L54 209V210H56ZM59 209H60V207H58ZM96 208H97V206H96ZM96 208L94 209L95 211H96ZM113 210H112V209ZM3 209V208H2ZM11 208H9V209H7L8 210V213L10 214V212H9V210H10ZM18 209V208H17ZM26 210H27V212H28V209L27 208H25ZM35 209V208H34ZM34 209L32 208L31 210L33 211L32 213H33V218L35 217V216H37L36 214H35V212H34ZM44 209V208H43ZM63 209H61V210H63ZM68 209V210H69ZM116 209V210H117ZM130 208H128V210H129ZM131 209L129 210V211H131ZM140 209V210H139ZM7 210H6V212H7ZM30 210V211H31ZM39 210H42V209H39ZM48 210V209H47ZM46 209H45V212L47 211ZM53 210V209H52ZM61 210H59V211H61ZM103 209H101V211H102ZM104 210H107V208L106 209H104ZM128 210L126 209V213H129L128 212ZM1 211V210H0ZM2 211H5V210H2ZM16 211V210H15ZM22 211V210H21ZM24 211V210H23ZM22 211V212H23ZM44 211V210H43ZM51 211V210H50ZM58 211V210H57ZM57 211H56V216H57ZM69 211V212H70ZM94 211V214L96 215V212ZM113 211V212H112ZM5 212V213H6ZM19 212H20V210H19ZM18 212V213H19ZM21 212V213H22ZM40 212V211H39ZM38 212V213H39ZM49 212V211H48ZM48 212H46V213H48ZM54 212V211H53ZM63 212V211H62ZM76 212V213H75ZM114 212H115V214H114ZM125 212H123L125 215H127ZM131 212V213H132ZM2 213V212H1ZM0 213V214H1ZM4 213V214H5ZM7 213V215H9ZM11 213H13V212H11ZM18 213H17V215H18ZM41 213H44V212H42L41 211ZM41 213H39V214H41ZM45 213V214H46ZM51 213V212H50ZM47 214V215H51V214ZM60 213V212H59ZM64 213V212H63ZM80 214L82 217H80V215H78V214ZM82 213L84 214V216L82 215ZM97 213H98V211H97ZM101 212H99L98 214H100ZM111 213V214H110ZM122 213V214H123ZM4 214H2V218H0V219H3V215ZM14 214H16V212H14ZM22 214H24V213H22ZM21 214V215H22ZM26 214V213H25ZM28 214H30V213H28ZM35 214V215H34ZM54 214V213H53ZM52 214V215H53ZM76 216H75V215ZM114 214V215H113ZM123 214V215H124ZM6 215V214H5ZM31 215V214H30ZM42 215V214H41ZM45 216V218L46 217H48V219H49V216ZM60 215H62V214H60ZM71 216H72V213L70 214ZM87 215V214H86ZM92 215H93V213H92ZM92 215L90 216H87V218H82V219H87V221L89 220L88 218H90V220H91V218H93L94 217V220L96 221V224L97 225H99V221L101 220H103V218L102 219H98V222H97V220H96V218H95V216L93 215V217H92ZM101 215V214H100ZM111 215H113V216H111ZM28 215H26L25 216V218L27 217ZM39 216V215H38ZM63 216V215H62ZM107 216L105 217V219L107 218ZM117 216H119V213H117ZM140 217V218H138V217ZM8 217V216H7ZM12 217V216H11ZM17 217V216H16ZM19 217V216H18ZM30 217V216H29ZM42 217V216H41ZM50 217H52L53 218V216H50ZM59 217V216H58ZM73 217H71V219L73 218ZM96 217H98V216H96ZM100 218H101V216H99ZM120 217H121V214H120ZM119 217V218H120ZM128 217H130L131 218V216H129V214H128ZM127 216L125 217L126 219H128L127 221H129V222H131L132 220L130 219L129 220V218H128ZM225 217H227V218H229L228 220H230V221H228L227 219V222H225L226 220H225ZM9 218V217H8ZM7 218V219H8ZM15 218V217H14ZM22 218V217H21ZM20 218V219H21ZM24 218V217H23ZM24 218V219H25ZM36 219H37V217H35ZM39 218H40V216H39ZM38 218V219H39ZM54 218H55V216H54ZM57 218V217H56ZM55 218V221L57 220V219H59V218H57L56 219ZM66 218H68V215H67V217H65L64 216V219H65V222H66ZM78 217L76 218V219H79ZM107 218V220H109L110 221V219H108ZM224 218V219H223ZM32 219V218H31ZM30 219V220H31ZM35 219V220H36ZM41 219V218H40ZM47 219V218H46ZM51 219V218H50ZM63 219V220H64ZM70 219V217L68 218V220ZM79 219V220H80ZM81 219V221H83ZM122 218H120V219H118V220H121ZM220 219H223V221H224V223L222 222V220H220ZM231 219H232V221H231ZM5 220V219H4ZM42 220H43V218H42ZM67 220V221H68ZM93 220V219H92ZM117 220V221H118ZM5 221H8V220H5ZM17 222L19 221L18 219L16 220ZM23 221V220H22ZM25 221H28V220H25ZM50 221H52V220H50ZM54 221V220H53ZM61 221H62V219H61ZM74 221V220H73ZM76 221H78V220H75V222ZM81 221H78V222H81ZM85 221V220H84ZM85 221V222H82V223H84V225L83 224H81V226H78V225H80V224H76V225H73V223H69V222H72V220L70 221H68V223H65V224H72L73 225V228L74 227H76V228H74V231L72 230H70V229H73V228H69V229H66L65 231L67 232V230H70L69 232H72V235L74 234V233H76V231H77V233L78 232H80L79 234H80V237H81V233L83 232V233H86L87 232V234L89 233V234H91L90 233V230L92 229L91 227H93V229H95V228H98L97 227V225H94L93 224V222L95 223V221ZM108 221V222H109ZM117 221H115V222H117ZM123 222H124V220H122ZM135 221V222H136ZM14 222V221H13ZM24 222V221H23ZM37 222V221H36ZM47 222V221H46ZM48 222H49V220H48ZM90 222V224H88L87 226H85V224L86 223H89ZM106 222V221H105ZM108 222H107V224H108ZM114 222V223H115ZM122 222V223H123ZM134 222V221H133ZM228 222H230V224H228V225H225V223L227 224ZM0 223H3V221L2 222H0ZM5 223V222H4ZM8 223V222H7ZM15 223V222H14ZM20 223V222H19ZM25 223V222H24ZM29 223V222H28ZM38 223V222H37ZM36 223V224H37ZM41 223V222H40ZM43 223V222H42ZM52 224H53V226H56L58 223L57 222H55V223H57V224H55L54 222H51ZM91 223L94 225H92L91 226ZM110 223H111V221H110ZM113 223V224H114ZM137 223H135V224H137ZM11 224V223H10ZM20 224H22V222L20 223ZM25 224H27V223H25ZM25 224H23L22 226H24ZM36 224H34V225H36ZM49 224V223H48ZM55 224V225H54ZM60 224V223H59ZM63 224V223H62ZM101 225H102V222L100 223ZM119 224V223H118ZM132 225V224H134V223H129V225ZM1 225V224H0ZM4 225V224H3ZM7 226L9 225V224H6ZM15 225L16 224H14V227H15ZM38 225H40V224H38ZM68 225V226H69ZM106 224H104V226H105ZM126 225V222H125V224H124V226ZM11 226H12V224H11ZM17 226V228L19 227V224H17L16 225ZM21 226V227H22ZM27 225H25L24 226V229H25V227H26ZM30 228H31V226L30 225H28ZM32 226H33V224H32ZM41 226H43V225H41ZM44 229L46 228V225L44 224ZM50 226V225H49ZM68 226L67 227H63L64 229L65 228H68ZM78 226V227H77ZM100 226V225H99ZM119 225H117V227H118ZM121 226V225H120ZM133 226V225H132ZM36 227H37V225H36ZM40 226H38L37 228H39ZM59 227H60V225H59ZM69 227H72L71 225L69 226ZM87 227H88V229H87ZM101 227V226H100ZM99 227V228H100ZM105 227H108V229H110L109 227V224H108V226H105ZM126 227V226H125ZM125 227H124V230H126V229H128V227L125 229ZM135 227V226H134ZM1 228H2V225H1ZM7 228V227H6ZM11 228V227H10ZM16 228V227H15ZM14 228V229H15ZM37 228H35L36 230H37ZM43 228V227H42ZM53 228V227H52ZM62 228V229H63ZM89 228H90V230H89ZM104 228V227H103ZM102 228V229H103ZM116 228V227H115ZM114 228V229H115ZM123 228V227H122ZM133 228V227H132ZM8 229V228H7ZM21 229V228H20ZM19 229V230H20ZM34 229V228H33ZM44 229H43V232L41 231L40 233H42V234H45L46 232L44 231ZM48 229H50L49 231H51L52 229L51 228H49L48 227ZM48 229H47V233H48ZM92 229V230H93ZM107 228H105V230H106ZM114 229H113V231L112 232H114ZM133 229H135V228H133ZM227 229V230H228ZM11 230V229H10ZM16 230V229H15ZM23 230V229H22ZM21 230V231H22ZM30 230V229H29ZM29 230H27V232H29ZM39 230H41V228L39 229ZM53 230L54 231H56L55 230V228H53ZM105 230L103 231V232H105ZM110 230H112V227H111V229ZM116 230L118 231V229L116 228ZM14 231V230H13ZM20 231V233H22ZM34 231V230H33ZM64 231V234L66 235V234H68V233H66ZM97 231V230H96ZM102 230L100 229V232H101ZM109 231V230H108ZM107 231V232H108ZM120 231H121V229H120ZM127 231V233L129 234V232L130 231H132V229H131V227H130V230L128 229V230H126ZM125 231V232H126ZM129 231V232H128ZM222 231H223V233H222ZM248 231L250 232V233H248ZM26 232V233H27ZM30 232H31V230H30ZM29 232V233H30ZM52 233H53V231H51ZM50 232V233H51ZM74 232V233H73ZM93 232H95V231H93ZM99 232V231H98ZM99 232V233H100ZM111 232V231H110ZM122 232V231H121ZM217 232V231H216ZM11 233H12V231H11ZM14 233V232H13ZM25 232H23L22 233V235H25L24 234ZM39 233V232H38ZM39 233V234H40ZM47 233H46V235H47ZM50 233H49V235H50ZM55 233V232H54ZM60 233V232H59ZM102 233V232H101ZM109 233V232H108ZM117 233V232H116ZM131 233V232H130ZM212 233V234H211ZM227 233V232H226ZM226 233L224 234V235H226ZM248 233V234H247ZM5 234H7V233H5ZM16 234H19L18 233V231H17V233ZM28 234V233H27ZM32 234V233H31ZM34 234H35V232H34ZM37 234V233H36ZM56 234H58V233H56ZM79 234H78V236H79ZM93 234V233H92ZM103 234V233H102ZM114 234H115V232H114ZM8 235V234H7ZM7 235H6V237H7ZM21 235V234H20ZM62 235H63V233H62ZM62 235H61V237H62ZM71 235V234H70ZM71 235V236H72ZM76 236H77V234H75ZM96 235V234H95ZM104 235H106L105 233H104ZM103 235V236H104ZM112 234H110L109 233V235L108 236H111ZM116 235V234H115ZM123 235H124V233H123ZM141 235V236H140ZM214 235H215V233H214ZM222 235L220 236V238L222 237ZM223 235V236H224ZM3 236H5L4 234H3ZM12 235L10 234V237H11ZM15 236V235H14ZM29 236H31V235H29ZM34 236V235H33ZM32 236V237H33ZM51 236V235H50ZM49 236V237H50ZM64 236V235H63ZM67 236V235H66ZM65 236V237H66ZM88 236V235H87ZM92 236V235H91ZM90 236V237H91ZM94 236V235H93ZM92 236V237H93ZM107 236V238H109ZM118 237H120L121 235H120V233H118V235H117ZM125 236H126V234H125ZM139 236V237H138ZM20 237H22V236H20ZM24 237V236H23ZM36 237V236H35ZM74 237V236H73ZM82 237H84V235L82 236ZM86 237V236H85ZM92 237L91 238H89V239H92ZM99 238L101 237V236H98ZM106 237V236H105ZM112 237V236H111ZM124 237V236H123ZM129 237H131L130 236V234H129ZM129 237H127L128 239H129ZM136 237H137V239H136ZM219 237V236H218ZM14 238V237H13ZM18 238V237H17ZM26 238V237H25ZM29 238V237H28ZM52 238H54L53 236H52ZM56 238V237H55ZM60 238V237H59ZM58 238V239H59ZM67 239H69V237H66ZM66 238H64L65 240H67ZM72 238V237H71ZM94 238V237H93ZM96 238V237H95ZM104 238V237H103ZM103 238H101V239H103ZM127 238L125 237V239L127 240ZM225 238V237H224ZM223 237H222V239H224ZM0 239H1V237H0ZM12 239V238H11ZM24 239V238H23ZM30 239H31V237H30ZM57 239V238H56ZM61 239V238H60ZM60 239H59V243L61 242L60 241ZM75 239L77 240V239H79V238H76L75 237ZM81 239V238H80ZM86 239V238H85ZM89 239H87V240H89ZM105 239V238H104ZM103 239V240H104ZM119 239V238H118ZM118 239H115V240H118ZM217 239V238H216ZM219 239V238H218ZM217 239V240H218ZM5 240V239H4ZM7 240V239H6ZM6 240H5V242L4 243H6ZM10 240V239H9ZM8 240V241H9ZM19 240V239H18ZM22 240V239H21ZM25 240V239H24ZM27 240V239H26ZM49 240V238L46 240V241H48ZM51 240V239H50ZM49 240V241H50ZM53 240H55V239H53ZM63 240V239H62ZM65 240H64V243H63V245L65 244ZM74 240V239H73ZM72 240V241H73ZM95 240V239H94ZM96 240H98L97 238H96ZM95 240V241H96ZM100 240V239H99ZM113 240H114V238H113ZM112 239L110 240V241H113ZM114 240V241H115ZM122 240H124L123 238H122ZM131 240V239H130ZM135 240H133V241H135ZM210 240H211V238H210ZM221 240V239H220ZM218 241V245H219V242H221L222 244H223V242H222V240L221 241ZM235 240H237V239H235ZM7 241V242H8ZM12 241V240H11ZM10 241V242H11ZM34 241V240H33ZM52 241V240H51ZM50 241V242H51ZM71 240H70V242H72ZM79 240H77V242H78ZM82 241V240H81ZM86 241V240H85ZM90 241H92V240H90ZM101 241V240H100ZM105 241H107V242H109L108 240H105ZM121 240L119 239V242H120ZM128 241V240H127ZM126 241V242H127ZM132 241V242H133ZM2 241L0 240V243H1ZM13 242H14V239H13ZM13 242H11L12 243V245H15V244H13ZM20 242V241H19ZM18 242V243H19ZM28 242H30L29 240H28ZM69 242V243H70ZM73 242H75V241H73ZM73 242L71 243V245L73 244ZM93 242V241H92ZM106 242V243H107ZM117 242V241H116ZM130 242V241H129ZM145 242V243H144ZM211 244H210V243ZM215 242H216V240H215V238H214V244H215ZM18 243H17V246H18ZM31 243V242H30ZM42 243V242H41ZM44 244H45V241L43 242ZM41 244V245H44V244ZM47 243H49V242H47ZM55 243H57L56 241H55ZM58 243V244H59ZM66 243H67V241H66ZM80 243H82V242H80ZM88 243H89V241H88ZM87 243V244H88ZM97 243H98V241H97ZM96 243V244H97ZM100 243H103V242H100ZM121 243V242H120ZM135 243V242H134ZM220 243V244H221ZM22 244H23V241H22ZM50 244V243H49ZM52 244V243H51ZM86 244V243H85ZM87 244H86V246H87ZM90 244H93V243H90ZM90 244L88 245V246H90ZM103 244H105V242L103 243ZM113 245V243H111V242H109V245ZM115 244V243H114ZM119 244V243H118ZM127 244H130V243H128L127 242ZM126 243H124V245H127ZM1 245V244H0ZM4 245V244H3ZM9 245V244H8ZM11 245V244H10ZM11 245V246H12ZM25 245L27 246V244L25 243ZM28 245H30V244H28ZM40 245V246H41ZM45 245H47V244H45ZM53 246H55V244H52ZM60 246H61V244H59ZM68 243L66 244V246H64V248L66 249V247L68 248ZM76 245V244H75ZM77 245H79L78 243H77ZM77 245H76V248H77ZM80 245H84V243H82V244H80ZM108 245V246H109ZM111 245V246H112ZM122 245H123V243H122ZM121 245V246H122ZM140 245V244H139ZM144 245V246H143ZM145 245H147L148 246V248H145ZM5 246H6V244H5ZM26 246H25V248H26ZM32 246V245H31ZM30 246V247H31ZM70 246V245H69ZM120 246V245H119ZM118 245H117V247H119ZM215 246H217V245H215ZM0 247H2V245L0 246ZM10 248L9 246H6V248ZM29 247V248H30ZM46 247V246H45ZM51 247V246H50ZM70 247H72V250H75V248H73V246H70ZM80 247H82V246H80ZM84 247H85V245H84ZM101 247H103V246H101ZM113 247H114V245H113ZM122 247V248H123ZM130 247V246H129ZM144 247V248H143ZM219 247H222V246H218V248ZM7 248V249H8ZM16 248V247H15ZM21 248V247H20ZM35 248V247H34ZM47 248V247H46ZM49 248V247H48ZM61 248V247H60ZM79 248V247H78ZM77 248V249H78ZM83 248V247H82ZM108 248V247H107ZM109 248H110V246H109ZM0 249H3V248H0ZM7 249H6V252H7ZM13 249H14V247H13ZM17 249V248H16ZM21 249H24V248H21ZM27 249V248H26ZM25 249V250H26ZM31 249V252H32V247L30 248ZM30 249H27V250H30ZM45 249V248H44ZM50 249H52V248H50ZM49 249V250H50ZM63 249V248H62ZM69 249V248H68ZM98 249H100V248H98ZM98 249H97V251H98ZM111 249V248H110ZM110 249L108 250V251H110ZM222 249V248H221ZM18 250V249H17ZM20 250V249H19ZM35 251L37 250V248L36 249H34ZM41 250V249H40ZM56 250V248L54 249V251ZM96 250V249H95ZM104 250V249H103ZM107 250V249H106ZM105 250V251H106ZM112 250V249H111ZM131 250V249H130ZM137 250V251H136ZM11 251V250H10ZM16 250H14V252H15ZM45 251V250H44ZM52 251V250H51ZM50 251V252H51ZM57 251V250H56ZM63 251V250H62ZM105 251H103L104 253H105ZM126 251H127V249H126ZM125 251V252H126ZM249 251V252H248ZM1 252H2V250H1ZM6 252H5V254H6ZM19 252V251H18ZM31 252H29L30 253V255H31ZM47 253H48V250L46 251ZM64 252V251H63ZM65 252H68V250H65ZM72 252V251H71ZM75 251H73V253H74ZM83 252H85V251H83ZM96 252V251H95ZM122 252L124 253V254H122ZM130 252V251H129ZM133 252H132V255H133ZM246 252H247V254H249L250 253V255H246ZM4 253V252H3ZM8 253V252H7ZM11 253V252H10ZM22 253V252H21ZM23 253H25V252H23ZM33 253V252H32ZM36 253H38V252H36ZM36 253H34L33 255H35ZM39 253H40V251H39ZM38 253V254H39ZM41 253H43V252H41ZM87 253V252H86ZM89 253V252H88ZM91 253V252H90ZM89 253V255L90 256H92L91 254ZM135 253H134V255H135ZM5 254H2L1 256H3V258H4V256H5ZM12 255H10V258H11V256H13V252L11 253ZM20 254V253H19ZM19 254H17V255H19ZM37 254V255H38ZM50 254H52V253H50ZM65 254V253H64ZM69 256H70V254H72V253H70V251H69ZM67 254V255H68ZM76 254L77 255H79L77 252H76ZM81 254H82V252H81ZM81 254H80V256H81ZM98 254H99V252H98ZM103 253L101 252V255H102ZM111 254V253H110ZM113 254V253H112ZM221 254H223V253H221ZM24 255V254H23ZM26 255V254H25ZM27 255H29V254H27ZM73 255V254H72ZM71 255V256H72ZM75 255V254H74ZM73 255V256H74ZM76 255V256H77ZM84 256H86V257H88V259H89V257L90 256H87V254L85 255V254H83ZM105 255V254H104ZM0 256V257H1ZM6 256H8V255H6ZM22 256V255H21ZM21 256H18V257H21ZM32 256V255H31ZM40 256H41V254H40ZM44 256V255H43ZM46 256V255H45ZM94 256V255H93ZM107 255H105V257H106ZM107 256V257H108ZM130 256V257H129ZM223 256V255H222ZM225 256V255H224ZM251 256V257H250ZM16 257V256H15ZM23 257V256H22ZM25 257V256H24ZM30 257V256H29ZM33 257V256H32ZM31 257V258H32ZM35 257V256H34ZM33 257V258H34ZM47 257V256H46ZM49 257H52V256H49ZM49 257H48V259L46 260V261H48L49 260ZM65 257H66V255H65ZM84 258L82 261H84L85 259H87V258ZM233 257V256H232ZM238 257V258H237ZM8 258V257H7ZM9 258V259H10ZM13 258V257H12ZM27 258V257H26ZM39 258V257H38ZM70 258H72V257H70ZM80 258H83V257H80ZM102 258V257H101ZM100 257L98 258V259H101ZM213 258H217L218 259V261H216L217 259H213ZM224 258H226V259H224ZM14 259L15 258H13V261H14ZM18 259V258H17ZM29 259V258H28ZM27 259V260H28ZM35 259H36V257H35ZM40 259V260H39ZM38 260H36V261H41V257L39 258ZM69 259V258H68ZM74 259V258H73ZM72 259V260H73ZM78 259V258H77ZM92 259V258H91ZM91 259H89L88 261H91ZM97 259V258H96ZM103 259H105V258H103ZM107 259V258H106ZM222 259H224L225 261H223ZM231 256H230V259H229V261H230V263L232 264H236L237 262H235V261H233V262H231ZM5 260V259H4ZM16 260V259H15ZM52 260V259H51ZM50 260V262H53V260L51 261ZM63 260H66L65 258L63 259ZM62 260V261H63ZM72 260H70V263H67V260H66V263H63V264H74V261L72 262ZM76 260V259H75ZM80 260V259H79ZM119 260L121 261V259L119 258ZM125 260V261H126ZM210 260H211V262H210ZM1 261H3V259L1 258ZM7 261V260H6ZM19 261L21 262L22 261V259L20 260V258H19ZM19 261H17L16 263H18ZM32 261V260H31ZM31 261H30V264H31ZM45 261V260H44ZM60 261V260H59ZM61 261V262H62ZM81 261V262H82ZM87 261V260H86ZM95 261V260H94ZM94 261H91V264H94V263H96L97 264V262H94ZM102 261V260H101ZM100 261V262H101ZM104 261V263L105 262H107V264H108V262L109 261H105V260H103ZM120 261H118V262H120ZM227 261V262H226ZM10 262H12L11 260H10ZM19 262V263H20ZM29 262V261H28ZM33 263H35V264H38V262L36 263L35 261H32ZM42 262H43V260H42ZM49 262V261H48ZM48 262L46 263V264H48ZM56 262V261H55ZM68 262H69V260H68ZM72 262V263H71ZM76 262V264H78V262L77 261H75ZM210 262V263H209ZM235 262V263H234ZM6 263H9V262H6ZM15 263V261L13 262V264ZM22 263H26V264H29V263H27L26 261H24V262H22ZM22 263H20V264H22ZM88 264H90L89 262H87ZM102 263V262H101ZM100 263V264H101ZM123 263V261H121V264ZM126 263V262H125ZM216 263H213V264H216ZM237 263V264H238ZM0 264H2L1 262H0ZM3 264H4V262H3ZM40 264V263H39ZM50 264V263H49ZM58 264H62V263H58ZM80 264V263H79ZM81 264H84V262L83 263H81ZM86 264V263H85ZM110 264V263H109ZM111 264H114V263H111Z\"/></svg>",
    "mask_w": 264,
    "mask_h": 264
}]
</instances>
